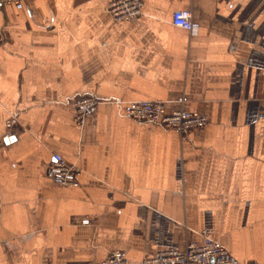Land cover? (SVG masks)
<instances>
[{
  "label": "crops",
  "instance_id": "obj_1",
  "mask_svg": "<svg viewBox=\"0 0 264 264\" xmlns=\"http://www.w3.org/2000/svg\"><path fill=\"white\" fill-rule=\"evenodd\" d=\"M18 1L0 11V264L138 262L204 230L264 264V0H140L126 21L112 0ZM84 94L98 108L80 126ZM137 100L207 123L137 121L124 112ZM55 152L78 185L47 176Z\"/></svg>",
  "mask_w": 264,
  "mask_h": 264
},
{
  "label": "built area",
  "instance_id": "obj_2",
  "mask_svg": "<svg viewBox=\"0 0 264 264\" xmlns=\"http://www.w3.org/2000/svg\"><path fill=\"white\" fill-rule=\"evenodd\" d=\"M8 3L21 6L18 0H0V11ZM112 17L118 21L130 20L141 13L140 0H112L108 5ZM172 22L175 26L187 31H194L195 24L190 9H178L172 14ZM75 121L78 125L85 124L87 118L96 112L98 100L90 94L82 95L74 102ZM125 114L137 121L150 122L166 128H173L179 132H185L204 126L207 119L196 110L174 109L168 110L162 101L137 100L124 106ZM16 116L7 120V136L14 134L13 127ZM80 168L77 164L69 162L62 154L53 153L52 160L47 168V176L59 186L78 185L77 175ZM77 222L89 224L88 218H75ZM202 241H189L184 248L164 250L152 257L138 262H132L122 250L110 251L102 261V264H261L257 261L241 263L219 241L215 240L207 231L201 232Z\"/></svg>",
  "mask_w": 264,
  "mask_h": 264
},
{
  "label": "rangeland",
  "instance_id": "obj_3",
  "mask_svg": "<svg viewBox=\"0 0 264 264\" xmlns=\"http://www.w3.org/2000/svg\"><path fill=\"white\" fill-rule=\"evenodd\" d=\"M16 122H17V120H16Z\"/></svg>",
  "mask_w": 264,
  "mask_h": 264
}]
</instances>
